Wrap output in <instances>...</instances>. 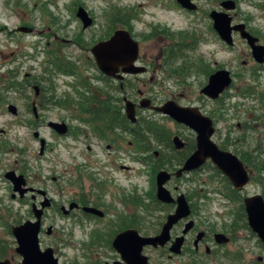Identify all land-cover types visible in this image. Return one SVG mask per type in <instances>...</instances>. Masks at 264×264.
<instances>
[{
    "label": "rangeland",
    "instance_id": "1",
    "mask_svg": "<svg viewBox=\"0 0 264 264\" xmlns=\"http://www.w3.org/2000/svg\"><path fill=\"white\" fill-rule=\"evenodd\" d=\"M175 1L0 0V128L6 130V133L0 136V150L4 145L5 152L2 153L1 158L6 159L5 162L9 168L12 167L14 170L18 167L23 168L29 184L35 188H41L40 179L44 180V177H47L44 181L48 196L54 200L56 206L59 205L57 207L68 208L73 200L79 201L83 198L89 200L101 192L104 204L111 210L107 219L104 220L106 221L113 220L117 212L135 208L126 205L123 202L124 198L137 194L142 197V201L145 198V204L150 202L147 195L153 191L156 176L153 174L154 164H144L140 159L138 160L143 158L144 154L140 145L131 147L128 141H132L133 138L126 136L124 150L119 152H112L106 147L101 148L97 145H91L92 150H88L91 139L86 140V136H83L81 143L77 142L76 145L68 141L65 144L64 141L57 158L48 154V161L43 162L40 160V145L35 133L40 132L52 142L53 135L50 130L29 126L33 116H14L8 110L9 104H17L20 108H25L23 96L9 89L11 80L8 74L15 67L16 61L12 63L15 57L22 53L25 63L24 68L21 69L20 80L27 73L31 74L29 78L41 73L49 57L50 60L60 57V61L63 62L74 61L78 72L80 70L81 76L86 77L87 71L92 70L91 48L99 41L109 38L115 30L123 28L120 24L112 23L115 18L114 13L118 9L121 12L129 10L134 15L129 29L140 42L141 54L146 59L151 53L157 54L162 45L173 42L171 38L163 37L168 36V33L152 37L156 26L175 34L186 32L189 36L187 40H184L186 46L194 42L189 48H185L184 62L175 61L169 71H166V67L158 68L156 75L158 84L155 89L158 103L166 102L174 97L182 105L200 108L214 120L216 127L214 141L221 145L226 144L228 151L236 153L235 150H238L243 155V150L238 149L236 144V141L242 140H246L253 150L259 149V152H262L264 149V110L261 107V99H264V65H258L254 61L250 46L238 33L234 35L235 46L229 47L210 33L207 14L191 15ZM196 1H200L201 6L206 10L212 6L221 10L220 4L223 0ZM80 6L85 7L95 20L94 25L88 29L83 28L82 22L76 15ZM230 14L233 16L234 24H246L264 44V0H239V7ZM21 27H29L32 32H20L18 29ZM210 37L215 41H212ZM66 40L69 43H66ZM173 40L177 41L176 38ZM200 61H203V64H200ZM185 62L192 69L188 68L189 70L180 75H173L171 70H182ZM197 64L198 67L208 65L206 67L208 72L211 69L220 68L229 70L233 75L232 87L215 103L211 100L207 102L200 93L207 84L208 77L194 68ZM45 66L51 68L50 71L54 69L51 64ZM85 66L88 67L85 68ZM171 74L174 77H171ZM53 80L60 86L59 93L71 90L69 84L78 87L79 82L77 79L65 76H56ZM140 87L143 89L145 87L144 90L149 92V85ZM71 94L73 97L76 91ZM29 95L35 98L33 90H30ZM66 112L59 111V114L52 112L45 118L56 120L58 115L68 117L69 114ZM143 116L144 120L151 121L160 128L162 140H168L171 135L178 132L192 135L187 128L179 126L169 117L154 115L148 111L143 112ZM76 124L79 125L77 122ZM82 129L89 130L83 126ZM86 133L90 135V138L93 137L90 131ZM227 138L231 140V143L227 144ZM69 144L76 147L69 150ZM149 145L151 148H156L159 143L157 144L152 138L146 146ZM40 168L44 169L43 173ZM53 177H57L59 181L54 182ZM92 178L102 184L98 191H93ZM194 178L197 179V183H201L200 181L205 177L196 175ZM254 178L256 180L258 177ZM253 180L248 186L252 192L259 188L258 183ZM192 185L194 186V183ZM10 187V181L1 177L0 173V260L11 256L10 245L15 243L10 233L11 227L25 221L31 215V197L27 198V202L13 200ZM75 216L69 218L51 210L46 220V225H54L56 230L61 232L63 243L61 248L65 254L61 264H74V262L85 264L90 238L94 232L95 236H100L98 232H103L102 219L87 220L80 213H76ZM42 239L45 243H50L55 240V237L43 235ZM260 254L264 256V252ZM16 260H18L17 257Z\"/></svg>",
    "mask_w": 264,
    "mask_h": 264
},
{
    "label": "flooded vegetation",
    "instance_id": "2",
    "mask_svg": "<svg viewBox=\"0 0 264 264\" xmlns=\"http://www.w3.org/2000/svg\"><path fill=\"white\" fill-rule=\"evenodd\" d=\"M234 1L236 2L237 9L239 7V0ZM222 2H224V0ZM175 3L191 15L207 14L209 18L208 29L210 33L215 39H221L220 35L214 29V22L211 18V14L213 11H222V8L219 10L218 8L216 9V6H212V8L206 10L205 7L201 6L200 1L192 0L194 9L188 10L183 8L177 0ZM233 11L226 12L232 17V26H235L240 23H233V16L230 14ZM88 13L90 14L89 11ZM90 16L93 18L91 14ZM158 27L159 26H156L154 28L152 37H159L168 33V36L166 35L163 37L171 38L173 42L171 44L162 45L157 54L151 53L146 59L141 54L140 42L131 33L134 39L138 41L140 48L139 56L135 65L143 68L144 71L137 74H127L123 72V68L121 67L117 76H122V78L108 76L101 71L91 53L93 57V60L91 61L92 70L87 71V74H85L86 77L81 76L82 74L80 70L78 72V67H76L74 61L63 62L60 61V57L54 56V60H50L49 57L44 63V68H42L41 73L32 78H29L31 74L27 73L25 77L20 80L21 69L24 68L25 63L22 53H20L18 57H15V60L12 62L14 63L16 61L15 67H13L8 74V77L11 80L9 89H13L23 96V100L25 101V103L23 102V106L25 108L22 109L17 104H9L8 110L12 113L10 107H13L15 113L12 114L14 116H33L34 118L29 126L37 127V129L48 128L52 133V142L51 140H47L40 132L35 133V137L40 145V160L47 162L48 154H52L57 158L60 147L64 144L62 142L65 141L66 144L68 141L74 145L78 142L80 144L83 136H86V140L91 139V143L87 147L88 150H92L91 145H97L101 148L106 147L107 150H111L112 152L123 151L125 138L126 136H129L133 138L132 141H128L131 147L140 145L142 154H144L143 158H138V160L140 159L144 164L153 163V174H156V176L155 182L153 183V191L151 194L147 195L150 201L149 204H145V198L143 202L142 197L134 194L135 196L123 199V202L126 205L134 206V209L117 212V216H114L113 220L104 221L107 219L111 210L106 204H104L101 192H99V195L92 196V199L89 200L84 198L79 201L73 200L70 202L68 208H66V206L57 207L59 205L56 206L54 200L48 196L47 186L44 181L47 177H44V180L40 179L41 188L31 186L27 177L24 175L23 168L18 167V169L15 170L12 167L9 168V165L5 162L6 159L1 158L2 153H5L4 145H2V150H0L1 177L10 181L7 178V173L14 171L17 175H23L25 177L26 185L24 188L28 189L23 195L20 192H15L14 186L10 181L11 198L19 202H27V198L30 196L32 204L31 215H29L25 221L22 220L23 222H19L17 225L11 227L10 233L13 235L15 241L14 244L10 245L11 256L0 261H8L10 264H20L22 262L23 256L17 251L18 242L13 234V229L14 227H18L27 222L36 223L38 218L36 217L34 209H40L43 211L41 214L40 232L38 235L40 249L42 251L52 249L54 257L58 260L59 264H61V260L64 258L65 254L61 248L63 245L61 232L57 231L54 225H46V220L49 217L51 210L55 211L57 214L62 213L69 218L76 217L75 214L80 213L87 220H103L101 222L103 232H98L100 236H95L94 232V235H92L87 244L88 252L85 264H264V256L260 254L261 252H264V242L252 229L247 212V202L250 199L260 196L264 203V156H262L264 149L262 152H259V149H251L246 143V140L239 142L235 140L238 149H242L244 154L242 155L238 150H235L236 153L228 151V149L226 150V144L221 145L214 141L216 127L213 118L205 114L198 107L180 104L173 97V99L170 100L175 101L184 107L198 108L203 115L213 120L215 134L213 135L212 140L222 151L231 152L239 157L249 173L250 181L244 188H235L230 179L211 161V159H208L198 170L184 172L181 176H177V172L184 167L187 159L198 148L196 132L184 124L177 123L167 115L149 109H142L140 107V103L143 99L151 100L153 106H161L165 103H158L156 101L155 89L158 84L156 76L158 68L160 66L166 67V71H169L172 63L175 61L182 60L184 62L185 56L183 58V52L186 51L185 48H189L194 43L190 41L192 43L190 46L185 45L184 40H187L189 37L186 32L175 34L169 32L167 29H161ZM246 29L253 36L257 37L253 31L248 29L247 25ZM18 30L23 32L20 28ZM29 32H32V30L30 29L28 32L23 33ZM235 33L239 34V32H234L233 37ZM174 38L177 39L176 42L173 40ZM214 38L210 37L212 41H215ZM257 38L259 39L258 44H262L260 38ZM66 43L69 42L66 40ZM46 64H51L54 69L50 71L51 68L45 66ZM200 64H203V61H200ZM257 64L264 65V63ZM87 67L88 66H85V68ZM206 67H208L206 64L199 65V67L197 64V67L194 68L198 72L207 75L208 84L210 76L220 70V68L211 69L208 72V68ZM188 68L192 69V67H188L185 62L182 70L176 69L171 71L173 72V75H180L184 71H187ZM173 75L171 74V77H174ZM254 75H256V73H254ZM56 76L77 79L79 81L77 83L78 87L69 84L71 90L59 93L60 86L53 80ZM141 85H149V92L147 93L146 90H144L146 89L145 87L144 89L141 88ZM30 90L35 92L34 99L29 95ZM73 91H76V95L72 97L71 92ZM226 92L227 91L224 93ZM201 95L207 102L211 100L214 103L222 96L221 95L216 100H212L202 93ZM250 95L252 96V93ZM125 98L136 104V123H133L126 113ZM261 107L264 110V99H261ZM59 111L60 113L62 111H67L66 113H68L69 116L63 117L62 115H58V119L56 120H47L45 118L46 115L52 112H58L57 114H59ZM146 111L149 113L152 112L154 115L169 117L179 126H182L185 129L187 128L192 135H185L178 132L171 135L168 140H164L163 143L155 139V142L157 144L159 143L156 148H151L150 145L146 146L148 145V141L145 144L144 142L137 140L139 135V126L137 124L139 120L141 122L146 121L143 119V112ZM83 115L88 117H84ZM125 120L128 121L127 126H125ZM76 122L79 123V125H77ZM51 123L63 124L64 126L57 125L52 127L50 125ZM25 125L27 126L26 123ZM82 126L87 127L89 130H81ZM60 127L64 128V133H61ZM0 131V136L6 133L5 129L0 128ZM86 131H90L93 137L90 138V135H88ZM175 137H180L184 144L183 148L178 149L176 147L173 141ZM229 143H231V140L227 138V144ZM75 147L72 144L71 146L69 144L68 149L70 148L69 150H72ZM23 164L24 163L22 162V165ZM172 164L177 165L170 166ZM40 169L41 173H43L44 169ZM162 170L168 171L171 174V179L166 184V187L171 192V196L174 198L175 202L163 203L157 198L156 177L158 172ZM196 175H201L205 178L200 181L201 183H197V179L194 178ZM189 176H191V178L188 179ZM254 177L258 178L255 180ZM52 180L54 182L59 181L57 177H53ZM95 180L96 179L92 178L93 191H98L100 187H102V184ZM252 180L257 182L259 186L258 190H254V192L248 189ZM193 183L194 186L192 185ZM171 187H173V189ZM181 195H184L186 198L189 206V214L174 223L169 231V238L164 245H144L141 250L142 257H140L139 245H136L135 241H128L129 239L133 240L134 237H126L128 240L125 247H122L121 249L115 247L114 243L118 235L127 231H136L143 239L158 237L168 223V218L171 215L176 214L178 208L177 200ZM46 199L50 200V206L43 208L42 203ZM74 203L78 206H75V208L71 210L70 206ZM86 207L95 209L97 212L102 213V216L98 215L97 212L85 211L84 209ZM66 210L69 211L68 214L65 213ZM43 235L55 237V240L50 243H45L42 239ZM137 255H139V257ZM16 257L18 260H16ZM75 263L76 262H74V264Z\"/></svg>",
    "mask_w": 264,
    "mask_h": 264
},
{
    "label": "water",
    "instance_id": "3",
    "mask_svg": "<svg viewBox=\"0 0 264 264\" xmlns=\"http://www.w3.org/2000/svg\"><path fill=\"white\" fill-rule=\"evenodd\" d=\"M177 2L188 10L194 9L192 0H177ZM221 8L225 11H213L211 18L214 22V29L220 35V38L229 46H234V32H239L242 39L247 41L250 46L254 60L259 63H264V45L258 44L259 39L253 36L247 29L244 23L232 26V17L226 11L236 9L234 0H226L222 2ZM77 17L83 24L84 29H88L93 25V18L88 13L87 9L80 6L76 13ZM23 32H28L27 27L20 28ZM139 43L127 29H117L114 34L107 40H103L95 44L91 53L94 56L96 63L101 71L108 76L119 77L117 73L120 68L127 74H137L144 71L143 68L135 65L139 56ZM233 84V77L229 70L220 69L209 78L208 84L201 90V93L212 100L218 99L225 91L230 89ZM126 113L129 119L136 123V104L125 98ZM142 109H149L160 114L167 115L179 124H184L194 130L197 134V150L187 159L183 168L177 172V176H181L184 172H192L202 167L208 159L211 161L230 179L235 188H244L250 181V176L243 162L238 156L231 152L222 151L212 140L215 134L213 120L203 115L198 108L184 107L177 102L169 100L161 106H153L151 100L143 99L140 103ZM12 113L14 108L10 107ZM52 127L64 126L63 124L51 123ZM61 128V127H60ZM61 133H64V128H61ZM1 132V131H0ZM174 144L178 149L183 148L184 144L180 137L173 139ZM7 178L12 182L15 192H20L22 195L28 191L24 186L26 180L23 175H17L12 171L7 173ZM171 179V174L168 171L162 170L158 172L156 177L157 183V198L163 203L175 202L171 196V192L167 189L166 184ZM178 208L176 214L168 218V223L165 225L162 233L155 238H141L136 231H127L118 235L114 243L115 247L121 249L128 241H135L139 245L140 257L141 250L144 245H164L169 238V231L179 219L189 214V206L184 195H181L177 200ZM43 208L50 206V200L46 199L42 203ZM78 206L76 203L71 204L70 209ZM88 212H97L95 209L86 207ZM36 223L27 222L18 227H14L13 234L18 242L17 251L23 256L20 264H59L54 257L52 249L42 251L39 246L38 235L40 232V219L42 210L34 209ZM247 212L249 222L255 233L264 242V203L260 196L254 197L247 202ZM66 214L69 211H65ZM102 216V213L97 212ZM140 240V241H139ZM125 241V242H124ZM139 257V255H137ZM0 264H10L8 261H0Z\"/></svg>",
    "mask_w": 264,
    "mask_h": 264
},
{
    "label": "trees",
    "instance_id": "4",
    "mask_svg": "<svg viewBox=\"0 0 264 264\" xmlns=\"http://www.w3.org/2000/svg\"><path fill=\"white\" fill-rule=\"evenodd\" d=\"M115 18L114 20H112L113 24H120L123 26V28H130L131 27V23L134 19V15L132 13H130L129 10H127L125 12V10H123V12H121L119 9L117 11H115ZM130 30V29H129ZM128 121L125 120V126H127ZM139 126V135H138V139L141 142H144L146 144L147 140L149 141V139L155 138L158 141H161V143H163L164 140H162L160 138V128L154 124L151 121H144L141 122L140 120L138 121ZM166 140V139H165ZM177 164H172L170 166H176Z\"/></svg>",
    "mask_w": 264,
    "mask_h": 264
}]
</instances>
